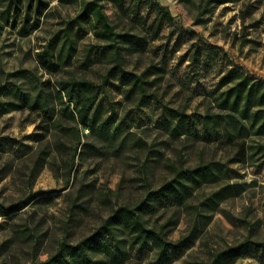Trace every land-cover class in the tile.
Returning a JSON list of instances; mask_svg holds the SVG:
<instances>
[{"label": "rangeland", "instance_id": "obj_1", "mask_svg": "<svg viewBox=\"0 0 264 264\" xmlns=\"http://www.w3.org/2000/svg\"><path fill=\"white\" fill-rule=\"evenodd\" d=\"M42 1L48 5L39 26L28 33L20 32V20H0V204L20 206L0 216V264L42 262L60 239L74 243L90 234L113 208L139 202L175 168L206 163L215 177L185 204L165 203L145 217L165 224L169 239L196 234L162 264H196L247 236L264 240V134L251 128L229 138L221 123L209 138L196 115L221 112L215 87L231 66L264 81V0H99L115 30L142 37V49L127 46L121 57L127 71L151 66L140 101L125 94L118 74H109L108 42L90 30L69 65L52 73L42 67L37 52L48 44L57 52L62 30L85 0ZM7 4L0 0V12ZM162 7L170 18L159 14ZM69 77L95 83L107 77L95 112L98 119H123L117 138L78 126L77 145L76 124L56 95L58 81ZM46 91L54 96L47 112ZM161 104L193 114L181 134L164 128ZM127 249L124 264H157L153 251ZM229 264H264V249L250 246Z\"/></svg>", "mask_w": 264, "mask_h": 264}, {"label": "trees", "instance_id": "obj_2", "mask_svg": "<svg viewBox=\"0 0 264 264\" xmlns=\"http://www.w3.org/2000/svg\"><path fill=\"white\" fill-rule=\"evenodd\" d=\"M47 5L48 3L42 0H8L6 8L0 12V20L3 22L8 21L9 18L13 22L20 20V32L28 33L31 29L38 28L40 16ZM159 14L162 17H171L167 8L164 7ZM30 20L31 25L28 27ZM74 25L76 30H73ZM1 26L2 24L0 28ZM88 30L108 42L111 60L114 62L108 72L118 74L125 87V94L134 95L139 101L146 97L148 82L144 78L151 66L141 74H137L125 70L121 58L127 46L142 49V37L115 30L99 0H85L82 3L80 10L62 30V39L57 52L51 51L50 44L37 52L36 56L42 67L52 73L69 65L76 54L78 41ZM197 58L196 52L193 61ZM14 75L13 72L5 73L6 77ZM106 79L107 77H104L101 83H95L85 78L69 77L57 83L59 87L56 90L57 99L64 105L69 118L76 124L77 145L80 144L83 136L78 126L102 135H111L115 138L119 136L118 131L122 129L123 119L118 122L111 120L110 116L98 119L95 112L99 93ZM41 84V88L45 90L44 81ZM218 90L220 92L215 100L221 112L196 114L202 119L209 138L219 134L221 123L229 138L244 136L251 128H255L254 132L257 134H264V81L248 75L238 66H231L221 75L215 87V93ZM53 99L54 96L46 91L43 101L46 112L52 108ZM25 101L28 100L24 96L21 105H24ZM10 105L13 106V104ZM161 108V120L170 135L181 134L185 127V120L193 117V114H185L182 110L164 104H161ZM53 113L50 120L53 124H57L59 119H54ZM76 153L77 147L73 152L71 167ZM215 175L210 163L194 168H175L170 179L155 190L148 191L139 202L113 208L90 234L74 243L65 238L60 239L52 255L42 262L33 261L31 264H124L129 257L128 246H135L139 251H153L156 263L162 264L176 251L187 248L196 238V234L194 230H190L176 240L169 239L165 232V224L152 225L145 218L146 215L155 213L165 203L174 206L185 204L204 180ZM19 208V205L15 207L13 204H0V216H9ZM197 214L199 215V212ZM250 246L264 249V240H252L247 236L236 244L227 245L212 252L208 260L196 264H229Z\"/></svg>", "mask_w": 264, "mask_h": 264}]
</instances>
